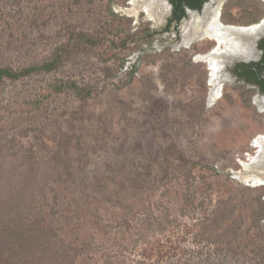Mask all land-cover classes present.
<instances>
[{
	"label": "rangeland",
	"instance_id": "374dc122",
	"mask_svg": "<svg viewBox=\"0 0 264 264\" xmlns=\"http://www.w3.org/2000/svg\"><path fill=\"white\" fill-rule=\"evenodd\" d=\"M109 8L127 20L124 26L132 34L147 24L155 36L134 50L132 42L122 47ZM193 15L202 17L191 14L175 32L173 26L163 29L168 16L164 0L77 5L68 0H0V67L21 69L39 63L82 28L105 38L95 47L74 48L50 74L0 86V164L25 166V157H30L57 172L47 181H51L44 191L47 203H41L38 212L67 232L75 248L84 245L74 264H97L102 258L109 264H134L133 246L140 235L157 232L155 222L165 211L155 215L151 211L161 206L172 218L178 208L188 206L185 218L177 217L186 225L183 231L175 233L165 223L161 227H166L168 237L183 235L193 247L185 232L197 231L196 223L225 200L240 208L242 228L233 246L221 250L217 241H203L198 252L187 250L186 257L161 264H264V253H253L264 248V218L261 234L252 224L255 198L264 186L244 182L248 173L240 165L256 155L250 142L264 135V111L254 103L259 98L255 90L250 89L253 107H249L237 91L242 85L233 82L207 105L212 89L209 73L203 82L200 68L205 63L195 55L215 44L197 39L184 48ZM73 39L72 45H78ZM184 50L180 61L190 57V68L179 60L168 67L171 60L157 57ZM148 55L157 60L146 59ZM140 56L144 61L138 63L137 73L122 85ZM119 58L124 59L123 67L108 77L105 72L114 69ZM61 79L89 86L96 94L84 103L69 91L51 94L35 112L18 110ZM193 164L196 170L189 184L184 176L174 178ZM258 172L264 177V170Z\"/></svg>",
	"mask_w": 264,
	"mask_h": 264
},
{
	"label": "trees",
	"instance_id": "16d2710c",
	"mask_svg": "<svg viewBox=\"0 0 264 264\" xmlns=\"http://www.w3.org/2000/svg\"><path fill=\"white\" fill-rule=\"evenodd\" d=\"M83 1L93 2L96 0H68V2L75 5L81 4ZM174 1L170 0L171 3ZM108 15L110 22L116 25L115 35H121L123 38L121 46L124 48L126 43L132 42L134 50L135 46L139 48L142 43L149 42L155 36V32L149 30L147 24H141V26H144V29L132 34L129 31L130 29L124 26V23L127 22L126 19L113 13L110 8ZM263 18L264 2L261 0H229L222 8L221 21L225 24L249 26L260 22ZM172 21L173 18H170L167 25L170 26ZM179 21L180 19L177 17L176 23ZM73 38L79 41L78 45H72ZM103 39L105 40V38H98L95 34L83 28L79 29L71 35L68 41L52 49L50 55L39 63H33L21 69H12L8 66L0 67V86L5 82L16 83L33 75L50 74L64 64L65 58L70 55L74 48L79 46L95 47ZM111 43L113 44V42ZM183 53H187V50H184L182 53H169L165 51V53L159 54L157 57L166 59L167 61L171 60V63L167 64L169 67L174 65L172 63L173 60H182ZM143 57L140 56L137 63H134L125 74L127 82L122 85H128L131 82L137 73L138 63L143 60ZM145 58L150 59L152 62L157 60L153 55H148ZM119 59L114 69L108 68L105 72L108 77L115 76L120 72L124 59ZM180 64L188 68L193 63L191 62V58L188 57L186 62L180 61ZM201 67L200 74L204 82L207 78L208 70L204 64ZM172 68L169 70H172ZM109 70L112 71V74L111 72L109 73ZM237 89L245 103L249 107H253L250 101L253 90L246 89L245 86L238 87ZM66 91L72 92L82 103L96 94L94 89L89 86H80L74 81L61 79L57 80L54 84H50L46 91L36 100L27 102L22 108H18V110L28 113L35 112L51 94H62ZM25 158V166H14L12 163L5 166L6 162L5 164H0V264H74L79 257V253L83 251L84 245L79 249L75 248L72 242H70V235L67 232L64 234L60 229L53 226L51 224L53 220H50L51 218L46 213L38 212L39 205L47 203V200H44V191L51 182L47 181L53 179V176L57 172L51 166H46L38 160L30 157ZM207 168L213 170L211 166H207ZM183 170H179L174 178L177 177L179 179V177L184 176L186 177V184H189V180H191L190 175L192 171L196 170V166L193 164L190 168ZM16 176L18 179L14 180ZM263 197L264 191L257 194L255 207L252 210V224L254 229L257 230V234H261L260 231L263 230V227L260 228L261 221L264 218ZM185 199L187 203V199L189 198L186 197ZM239 210L240 208L237 204L233 205L227 200L220 202L207 217L202 218L196 223L197 231L185 232V235L190 234L189 239H191V243L195 244V246L189 247L186 237L179 234H174L172 238L168 237L166 227H161L165 223L175 233L178 230L183 231L181 229L186 228V225L183 222H178V218H181V220L185 218L186 213H188V206L178 208L175 218H172L169 215L170 212L162 206L156 210L152 209L151 213L153 215L165 211V216H162V220L155 219L158 220L155 222L158 227L157 232H152V234L148 235L142 234L137 238L133 246L136 248L137 254L134 264L171 262L178 257H186L187 250L189 252L191 250L195 251V253L198 252V245L203 241L208 243L217 241L221 250L223 247L227 249L231 248L236 241L237 232L242 228ZM259 252L264 253V248L261 247L260 249H256L255 252L253 251L255 256H258ZM99 261L97 264H109L107 259L105 260L104 258Z\"/></svg>",
	"mask_w": 264,
	"mask_h": 264
},
{
	"label": "bare ground",
	"instance_id": "6f19581e",
	"mask_svg": "<svg viewBox=\"0 0 264 264\" xmlns=\"http://www.w3.org/2000/svg\"><path fill=\"white\" fill-rule=\"evenodd\" d=\"M218 12L219 8L216 6L213 11L206 10L202 18L193 16L188 37L190 41L202 38L214 39L219 46L213 54L207 56L198 55L195 58L196 60L207 61L209 64V84L212 87L209 101L212 103L221 95V84H218V82L223 77L221 72L223 61L231 57H247L252 47V39L259 32V28L256 26L241 30V32L232 31L229 27H222L218 21ZM255 102L259 109H264V97L255 98ZM250 147L257 150L256 155L254 157L250 156L248 163L240 162V165L248 173L243 177L244 182L249 186L257 187L264 182L263 177L257 176L258 170H264V135L254 137L250 142ZM249 173H255L256 175Z\"/></svg>",
	"mask_w": 264,
	"mask_h": 264
},
{
	"label": "flooded vegetation",
	"instance_id": "af4514ba",
	"mask_svg": "<svg viewBox=\"0 0 264 264\" xmlns=\"http://www.w3.org/2000/svg\"><path fill=\"white\" fill-rule=\"evenodd\" d=\"M164 1L167 6V10H168V16L165 21V26L163 28L164 31L169 29V27L173 26L175 32H178V27L180 26L181 22L186 18H190L191 14L195 13L203 17L204 12L206 10L209 9L213 11L214 8H216V6L219 8L218 21L221 26L225 25L221 21L222 8L227 2H229V0H175L173 3H171L170 0H164ZM177 17L180 19L178 23H176ZM202 17H198V18H202ZM170 18H173V21L171 25L168 26L167 24ZM252 25H255V24H252ZM252 25H249V26H252ZM227 26H229V24ZM249 26H239V27H249ZM202 39H207V38H202ZM187 40H189V38H187ZM187 40L186 42L195 41V39L193 41H190V40L187 41ZM207 40H210L211 42H213L215 46L212 47L211 49L209 48L206 49V51H204L205 53L203 52V54H197L195 56L211 55L209 53L215 49L217 42L214 39L213 40L207 39ZM253 41H252V47L250 48V53L247 57H244V58L236 57L234 59L233 57H231L223 61L222 71H221L223 74V77L220 79V82H218V84H221V88H220L221 95L220 96H222V91H223L224 86L229 87V82H233L234 84L236 83V84L245 86L246 89L255 90L256 93L258 94V97L264 94V26L262 27V30L258 32V35H256V37L253 38ZM185 45H184V48H186ZM203 62L206 65V68L209 73L208 77L210 79V70L208 69L207 61H203ZM261 185L264 186V184H261Z\"/></svg>",
	"mask_w": 264,
	"mask_h": 264
},
{
	"label": "water",
	"instance_id": "95a60500",
	"mask_svg": "<svg viewBox=\"0 0 264 264\" xmlns=\"http://www.w3.org/2000/svg\"><path fill=\"white\" fill-rule=\"evenodd\" d=\"M262 1H264V0H262ZM222 26H224V27H229V28H231L232 31H235V32H241V30H247L248 28H250V27H252V26H256V27L259 28V31H261V30H262V27L264 26V19H262L259 23L255 24V25H252V26H249V27H239V26H232V25H229V26H227V25H222ZM252 41H253V39H252ZM190 43H191V42H189L187 45H185V47L188 48V47L190 46ZM253 43H254V41H253ZM217 47H219V46L216 45L215 49H214L213 51H211L209 54H213ZM234 58H236V57H233V59H234ZM207 64H208V62H207ZM208 69H210V68H209V64H208ZM209 80H210V79H209ZM209 80H208V83H209ZM254 103L256 104L255 100H254ZM212 104H213V103L209 101V97H208V99H207V105H208V106H211ZM256 105H257V104H256ZM258 110H259V111H263V109H259V107H258ZM261 184H264V182L261 183Z\"/></svg>",
	"mask_w": 264,
	"mask_h": 264
}]
</instances>
